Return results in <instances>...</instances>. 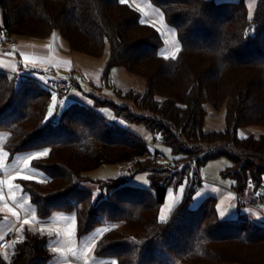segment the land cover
<instances>
[{
  "label": "trees",
  "instance_id": "obj_1",
  "mask_svg": "<svg viewBox=\"0 0 264 264\" xmlns=\"http://www.w3.org/2000/svg\"><path fill=\"white\" fill-rule=\"evenodd\" d=\"M149 1L175 29L174 58L159 53V29L122 0H0V28L16 38L58 32L70 51L93 57L108 43L104 78L120 66L145 85L143 91H116L121 105L104 99L94 106L108 105L118 119L141 125L153 141L161 138L173 157L151 158L146 141L80 101L48 119L51 91L35 77L16 81V75L0 70L3 148L10 156L47 152L30 161L44 181L18 178L22 191L38 219L73 216L77 238L105 226L93 248L98 258L173 264L166 256L171 254L183 264H264V222L245 213L221 219L212 195L191 206L198 189L192 188L194 171L188 166L226 155L230 165L220 174L233 188L245 187L249 178L264 182V134H238L244 127L264 129V0H257L251 19L245 0ZM68 79L69 88L76 84V77ZM207 105L224 110L222 128L205 127ZM130 160L128 176L96 181L88 176L100 165ZM142 171L148 188L128 183ZM183 182L182 199L160 220L167 189ZM50 241L51 235L24 225L10 248L0 251V264H54Z\"/></svg>",
  "mask_w": 264,
  "mask_h": 264
},
{
  "label": "crops",
  "instance_id": "obj_2",
  "mask_svg": "<svg viewBox=\"0 0 264 264\" xmlns=\"http://www.w3.org/2000/svg\"><path fill=\"white\" fill-rule=\"evenodd\" d=\"M126 3L131 4L134 8L140 11L144 21L153 23L152 20L159 13L152 6H150L145 0H123ZM215 1H237V0H215ZM257 0H245L248 18H252L256 8ZM142 6L145 11L140 7ZM155 11V12H154ZM159 29V28H158ZM50 37V36H49ZM49 37L46 39L33 40L31 38H23L18 41L16 38V46L13 52L7 48H0V58L4 55V52H9L12 56L9 60L13 62V66L9 69L0 70L9 74L19 73L20 75H29L35 77V80H41L40 75L37 73L42 71L43 67L38 65L43 62L63 61L67 59L69 55L66 52L59 53L53 52L50 48L53 44L48 42ZM50 53V61H45L46 55ZM166 57V56H165ZM65 67H77L81 64H73L71 61L62 64ZM83 68V67H82ZM84 70V68H83ZM96 74L93 70L88 69V77L94 83L100 78L102 71L99 69ZM85 71V70H84ZM12 72V73H11ZM53 73L55 71H52ZM86 72V71H85ZM206 128H210L209 126ZM6 139L5 132L0 131V239L5 236L7 231L13 229L16 230V235L19 236L24 225L36 227L47 234L51 235L50 245L52 250L55 251L56 259L54 264H69L66 255L74 262H86L87 264H116L112 259L98 258L94 251V244L100 234L106 229L102 227L97 229L93 233L77 238L75 234V220L71 215L57 213L49 219H38L35 214L34 206L32 205L29 195L22 191L21 185L17 180L19 177L28 176L29 179H36L38 181L44 180V175L30 166L29 157H33L35 153L22 152L10 156L3 148V143ZM28 159V165L26 166L24 161ZM202 175V174H201ZM203 181L197 190V193L193 197L192 206H195L201 199L208 195L215 196L217 199L216 211L218 217L221 219L235 218L241 213L247 214L252 220L264 222V211L261 208L250 206L247 202L243 201V207L238 206L239 198L232 190L233 181L225 177L223 182L219 180ZM186 183L179 185L177 188L170 187L167 189L164 202L159 209L158 218L165 220L169 217L174 206L182 199ZM95 191V190H94ZM250 194L254 193L253 185L248 189ZM199 194V195H198ZM29 197V200H28ZM11 209V211H9ZM164 210V219H161V210ZM224 214L223 216L221 214ZM27 221V223H25ZM93 252V258H88ZM68 253V254H67ZM66 254V255H65Z\"/></svg>",
  "mask_w": 264,
  "mask_h": 264
},
{
  "label": "rangeland",
  "instance_id": "obj_3",
  "mask_svg": "<svg viewBox=\"0 0 264 264\" xmlns=\"http://www.w3.org/2000/svg\"><path fill=\"white\" fill-rule=\"evenodd\" d=\"M145 1L150 6H152L155 10H157V12L159 13L158 15L155 16V19L152 20L155 26L159 28V31L161 32L162 37H163V45L161 49H159V53L162 56L175 57L178 52L176 49L177 48L179 49V42H178L174 27L164 21L162 11L159 7L153 5L149 0H145ZM140 7L142 8L143 11H145V9L142 6ZM0 30L2 29L0 28ZM11 36L16 41V37L13 35ZM23 38H28V37H18V41L23 40ZM46 38H40V41H42L41 39H46ZM33 40L39 41L38 39H33ZM48 42L50 44H53V47L50 49L53 52L55 51V53L56 51H58L59 53L64 54L63 51L66 52V49H67V54L69 55V57H67V59H64L63 61H60V60L57 61L58 63L56 64H54V62H43L42 64L38 65V67L44 68L42 71L37 72L40 75L41 79L42 80L53 79V78L68 79V77H70L71 75L74 76V78L76 77V84L71 83V87L68 90L62 91L60 94L46 88L51 91V99H50V102L48 104V109H47L48 119L50 117L51 118L54 117L55 114L60 113L67 106L69 102L76 100V101H80L84 103L87 106H93L97 111L104 114L109 119L116 120V122L119 125L123 126L124 128L138 135V137L146 141L147 144L154 142L153 135L149 131H147L144 127L135 123L134 121L125 122V121L118 119L113 114V109L110 106L101 105V103L98 104V106H94L97 100H104V99L110 100L116 103L117 105H121L122 102H120V100L116 96V91H124L130 88H133L134 91L135 90L143 91L144 85H145L144 80L141 77L128 73L123 67H120V66H114L110 68L108 71H106V78H104V71L106 69V66H107V63L110 57V47L108 43L105 44L102 55L100 57H93L87 54L70 51L67 42L62 37H60L58 32L52 33V35L48 39ZM47 53L48 55H46L45 61H50L49 59H52V58L50 57V53L49 52ZM10 54L9 52L6 51L3 53L4 56L0 58V67H2V69H9L10 67L13 66V62L9 60L10 58H12L11 56L12 54L11 55ZM65 61L66 62L71 61L73 64L75 63L81 64L86 72L83 70L81 66H77L75 68L73 66L70 68L63 66L62 64H65ZM88 69L93 70L96 74L98 73L97 69L102 71L100 78L98 79L97 82L93 83L90 80V78L88 77ZM52 71H55V72L53 73ZM67 94L68 96L65 97L64 95H67ZM121 94L122 93H120V95ZM50 107L52 108L51 115H49ZM206 108H207L208 114L206 118L205 127L209 126L210 128H213V129L222 128L224 126V110L219 107L218 109L214 110L212 109L210 105H207ZM261 133L264 134V129L257 128V127H244L238 130V134L240 137L247 136L248 134H253L255 136H258ZM156 149L164 160H167L168 158L173 157L170 154L169 148L164 143H157ZM129 162H132V164L134 163L132 160H130ZM228 165H230V159L226 155H220L216 158L208 159L202 166H199L200 175L202 174L201 176H203L205 180H211V181L219 180L223 182L225 180V177H223L220 174V171L221 169H223L224 167ZM188 166H190V168L196 167L193 164H188ZM131 169L129 170V172L122 173L119 170L118 164H103L95 169L90 170L88 172V176L90 179L94 181L103 180L107 178H116V177H121V176H128ZM249 181L253 184L254 189L255 187L261 185L257 180L252 181L249 178L247 182ZM128 183L133 186H140V187L148 188L149 179H148L147 173L144 171L136 173L135 175L129 178ZM182 184H184V182ZM262 185L264 187V182ZM86 186L92 190H96V185L93 183H88L86 184ZM243 189L244 187L240 189L241 192L243 191ZM196 193L197 191L195 192V194ZM195 194L193 195V197L195 196ZM240 196H241V199L239 200V204H238L240 208L243 207V204H242L243 201L247 202L250 206H252L248 202L247 198H245L242 194H240ZM28 200H29V197H28ZM256 208H261V206H256ZM53 252L55 253L54 250ZM4 256L7 259L9 258L7 254H4ZM93 256L94 255L92 252L89 256L87 255V259L93 258ZM166 256L173 264H183V263H180L171 254H166ZM55 259H56V255H55ZM66 259L69 264H80L78 262H74L67 255H66ZM81 264H87V263L81 262Z\"/></svg>",
  "mask_w": 264,
  "mask_h": 264
},
{
  "label": "built area",
  "instance_id": "obj_4",
  "mask_svg": "<svg viewBox=\"0 0 264 264\" xmlns=\"http://www.w3.org/2000/svg\"><path fill=\"white\" fill-rule=\"evenodd\" d=\"M11 35L4 30H0V48H7L9 50H11L13 52V49L16 46V41L14 40V38ZM17 76L16 81H19L20 78V74L16 73L14 74ZM37 82H39V84H41L44 88H48L52 91H55L57 93H61L62 91H65L69 88V84L70 81L69 79H62V78H53V79H47V80H36ZM67 93V92H66ZM65 97L68 96L64 95ZM162 139L158 138L157 140H155L153 143L148 144L151 149H152V155L151 158H155L158 160H162V156L160 155V153L157 151L156 149V144L157 143H161ZM170 161V160H169ZM133 164L132 162L129 161H124L122 163L119 164V170L123 173V172H127L132 168ZM194 171V175H193V181H192V188L194 190L198 189L203 181L202 176L200 175V168L199 167H193L192 168ZM251 185H253L250 181L246 183L243 191L241 192V190H237L235 188H232V190L236 193V195L241 198L240 194H242L245 198L248 199V202L252 205V206H261V209L264 211V188L261 186H257L254 189V193L250 194L248 192V189L251 188ZM263 191V192H262ZM16 237V233L15 230L11 229L9 231H7V233L5 234V236L3 238L0 239V251H6L10 248L12 241L15 239Z\"/></svg>",
  "mask_w": 264,
  "mask_h": 264
},
{
  "label": "snow or ice",
  "instance_id": "obj_5",
  "mask_svg": "<svg viewBox=\"0 0 264 264\" xmlns=\"http://www.w3.org/2000/svg\"><path fill=\"white\" fill-rule=\"evenodd\" d=\"M122 2H123V0H122ZM177 51L179 50L178 48L176 49ZM174 58V57H173ZM52 114V108L50 107L49 108V115H51ZM47 155V152L45 151V152H38V153H35L34 154V156H46ZM32 157H29V159H31ZM28 162H29V160L28 159H26L25 161H24V163H25V165L27 166L28 165ZM19 178H21V179H29V177L28 176H22V177H19ZM199 195V194H198ZM9 211H11V209H9ZM222 216L224 215L223 213L221 214ZM161 219H164V210L162 209L161 210ZM25 223H27V221H25Z\"/></svg>",
  "mask_w": 264,
  "mask_h": 264
}]
</instances>
